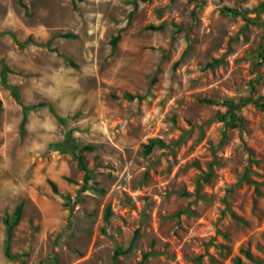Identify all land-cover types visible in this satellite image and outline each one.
I'll return each mask as SVG.
<instances>
[{"label":"rangeland","instance_id":"1","mask_svg":"<svg viewBox=\"0 0 264 264\" xmlns=\"http://www.w3.org/2000/svg\"><path fill=\"white\" fill-rule=\"evenodd\" d=\"M0 100V264H264V0H0Z\"/></svg>","mask_w":264,"mask_h":264},{"label":"trees","instance_id":"2","mask_svg":"<svg viewBox=\"0 0 264 264\" xmlns=\"http://www.w3.org/2000/svg\"><path fill=\"white\" fill-rule=\"evenodd\" d=\"M64 36L66 37H73L74 35L73 34H65ZM120 35H116L113 40H112V43L115 44L117 42V40L119 39ZM6 68H3V78L4 80L6 81ZM8 87L10 88L11 90V95L13 96V98L18 101L20 99V95H19V91H18V87L16 85H9L7 84ZM208 101H211V100H208ZM2 103V101L0 100V104ZM25 122V118L23 120V124ZM67 149V148H64V150ZM151 149V145H148V150L150 151ZM78 159H79V166L82 168V169H86L85 167V164H84V161H83V158L81 156H78ZM20 209L21 207H19V210L17 211V214H16V217H15V220L14 221H10L8 218L5 219V223H6V226H7V238H6V242H5V255L8 257V258H12V254H11V238H12V232H13V228H14V225L19 221L20 219ZM107 215H110V209L108 208L107 210ZM129 249V248H128ZM125 252V251H124ZM247 253V251H246Z\"/></svg>","mask_w":264,"mask_h":264}]
</instances>
